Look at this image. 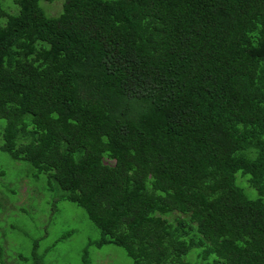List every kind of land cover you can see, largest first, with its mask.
I'll use <instances>...</instances> for the list:
<instances>
[{"label":"trees","instance_id":"trees-1","mask_svg":"<svg viewBox=\"0 0 264 264\" xmlns=\"http://www.w3.org/2000/svg\"><path fill=\"white\" fill-rule=\"evenodd\" d=\"M14 2L0 3V151L84 209L99 230L86 248L264 264V0H63L56 16ZM38 244L19 264H46Z\"/></svg>","mask_w":264,"mask_h":264},{"label":"rangeland","instance_id":"rangeland-1","mask_svg":"<svg viewBox=\"0 0 264 264\" xmlns=\"http://www.w3.org/2000/svg\"><path fill=\"white\" fill-rule=\"evenodd\" d=\"M14 1L0 0V3L8 13L17 14L19 9ZM62 3L63 0H39V5L48 16L58 15ZM0 21L6 22V17ZM4 124L5 119L0 118V143ZM29 167L28 163L15 161L0 151V192L4 194L0 193V218L8 215L7 237L10 238L6 244L2 243L5 245L4 264H19V253L31 256L35 239H39L37 252L41 254L46 251V264H81L85 251L90 256V264H132L124 250L114 244H103L100 247L89 245L86 248L89 240L99 238V230L88 219L82 207L68 200L57 201L55 191L48 189L49 182L28 176ZM243 184L247 188V184ZM244 191L251 198L258 195L253 189ZM4 223L5 220H0V228L7 227ZM68 230L73 232L52 245Z\"/></svg>","mask_w":264,"mask_h":264}]
</instances>
